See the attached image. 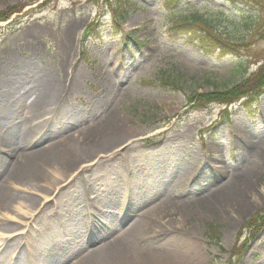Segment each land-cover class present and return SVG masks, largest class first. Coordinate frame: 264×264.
<instances>
[{"label": "rangeland", "instance_id": "obj_1", "mask_svg": "<svg viewBox=\"0 0 264 264\" xmlns=\"http://www.w3.org/2000/svg\"><path fill=\"white\" fill-rule=\"evenodd\" d=\"M20 5L0 22V135L6 122L34 129L16 146L0 142L16 179L0 173V185L40 198L16 183L26 164L18 153L33 158L51 145L58 152L28 181L68 183L39 218L0 209V240L25 232L20 248L39 264L106 255L120 264H264V225L251 223L264 211V87L230 104L189 102L264 66V0H0V11ZM194 15L233 50L203 48L175 28ZM165 76L177 86L163 87ZM58 88L69 90L34 122L30 102ZM101 157V168L85 169ZM50 218L64 225L52 238ZM208 225L220 241L206 237Z\"/></svg>", "mask_w": 264, "mask_h": 264}, {"label": "bare ground", "instance_id": "obj_2", "mask_svg": "<svg viewBox=\"0 0 264 264\" xmlns=\"http://www.w3.org/2000/svg\"><path fill=\"white\" fill-rule=\"evenodd\" d=\"M72 64L68 62V65L66 66V68L64 70H61L62 75H65L66 78L69 77V73H68V68L71 67ZM1 71V69H0ZM69 90V88H65V89H61L58 88L56 91L53 90H39V95L41 97V101H39L38 99L35 98V100L30 102V108H31V115L32 118L34 119V122H36L35 120H37V122H42L44 120H47L48 117H45V113L47 111V109L49 108H57V105L61 102V98H63V96L66 94V92ZM4 133H3V137L0 135V142L2 143V145H7L10 146V144L16 146V144L18 142H25L27 140V137L30 133H32L34 127H30L27 125H23V126H19L13 122L9 123L6 122L4 124ZM115 132H112L111 134L106 136V131H102L101 136L102 137H108L111 140L112 139H118L116 136ZM258 140V139H257ZM259 141V140H258ZM264 144V143H262ZM129 146H124V148L121 149V151H124L125 149H127ZM55 146L51 145L47 148V150H45L46 152H44L43 154L38 152L37 154H35V157L33 158H29L28 157V153H23V152H19L18 156H21L20 159L22 161H25V166H23L22 171L24 172L23 178H17V185H21L22 187H24V189H26L27 191L29 189L36 191L37 193L39 192V194H41L42 196H33L32 194H27L25 192V194H15L9 191L8 187H5L4 184L0 185V209L2 211H10L12 213H18L19 215H21L22 217H24L25 219H27L26 221H30V219L32 220L35 219L36 217H41L42 212L44 210H46L48 208V206L51 204V202L55 197H60L62 194V190L64 189L63 185L64 183H68L67 181H65L64 183L61 182V184L55 180V179H51L50 178H44V177H39V180H37V184L39 183H45L46 187L42 188V186L39 185H34L32 188V183L28 181V177L27 174L30 171V168H32L33 166H36L35 163H37L38 161L43 159H46L47 157H49L50 155L56 154L58 151L54 150ZM89 156V155H86ZM104 158V157H103ZM101 157V159L96 160L95 162H93L89 167L85 168V169H92L96 167L101 168L103 166V164L105 163L104 159ZM11 163H8L5 160L0 161V173H7L8 174V183L10 182H15V172L12 171V167L10 166ZM183 167H179L178 172L182 171ZM37 172V171H36ZM61 189H60V188ZM16 192V191H15ZM26 210L27 212H23V210ZM54 216H51V218ZM49 219L50 221H52L54 218ZM47 221V222H50ZM56 221V220H55ZM55 221H52L50 223H46V230L45 233L50 236L52 238V236L54 234H56V232L58 230H63L64 225H60L58 223L55 224ZM2 223H0L1 225ZM30 229V228H29ZM29 229H27V233H29ZM14 229L13 227H11L10 229H7L6 232L7 233H11L13 232ZM25 232H20L19 235H12L9 237H4L1 238L0 240V264H17L21 259L23 261L24 264H29L31 259L30 258H35L36 263L34 264H39V262L41 261V259L39 258L38 255L35 256H30V258L28 257V255L25 254V252L20 248V243L22 242V236H24ZM21 237V238H20ZM10 248H15L17 249V255L14 256L13 254L9 255ZM8 256H7V252ZM15 251V250H14ZM102 252H105V250H101ZM113 252V251H112ZM114 256H117V254H114ZM102 258V260H101ZM100 258V263L98 264H105V261H107L108 263L111 264H120L121 263V257H118L115 260H109L107 255L105 256V258H107V260H104L103 257ZM18 261V262H16Z\"/></svg>", "mask_w": 264, "mask_h": 264}, {"label": "trees", "instance_id": "obj_3", "mask_svg": "<svg viewBox=\"0 0 264 264\" xmlns=\"http://www.w3.org/2000/svg\"><path fill=\"white\" fill-rule=\"evenodd\" d=\"M24 7L20 5V7H13L10 10L0 11V22H6L10 20V18L16 14H21L23 12ZM122 16V15H119ZM176 29L181 31L183 34H190L192 36V40L197 41L199 45L203 48H210L219 50L220 52L233 50L234 46L229 44L228 39H223L221 33L215 34L213 24L209 19L205 16L194 15L193 17H183L180 21L176 23L174 22ZM160 81L164 86H177V83L171 81L172 79L168 77H160ZM264 87V66L261 67L258 73L253 74V76L241 83L238 86L230 88L226 91L219 92H211L208 94H197L194 96V100L189 99L190 103H203L208 104L211 103H225L230 104L234 103L242 98H246L249 94H256L259 89ZM257 222H261L264 225V211L258 214L257 218L254 219L251 223L257 224ZM206 237L213 238L216 241H220L221 235L219 234V229L214 225H208L207 227Z\"/></svg>", "mask_w": 264, "mask_h": 264}]
</instances>
